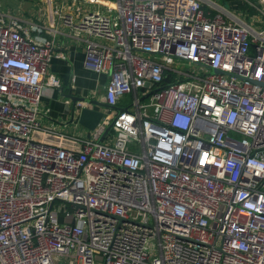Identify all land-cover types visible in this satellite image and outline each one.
I'll use <instances>...</instances> for the list:
<instances>
[{
	"label": "built area",
	"instance_id": "1",
	"mask_svg": "<svg viewBox=\"0 0 264 264\" xmlns=\"http://www.w3.org/2000/svg\"><path fill=\"white\" fill-rule=\"evenodd\" d=\"M249 5L58 0L43 36L0 9V264H264V0ZM57 20L108 74L88 137L42 121Z\"/></svg>",
	"mask_w": 264,
	"mask_h": 264
},
{
	"label": "crops",
	"instance_id": "2",
	"mask_svg": "<svg viewBox=\"0 0 264 264\" xmlns=\"http://www.w3.org/2000/svg\"><path fill=\"white\" fill-rule=\"evenodd\" d=\"M229 3L234 10H248L253 12V8L249 5L250 0H224ZM58 3V0H50L49 4L46 0H0V9H9L19 18L25 21H34L42 23L45 27L41 31L33 30L32 35H48V12L50 7ZM56 27L59 32L54 34L55 50H62L65 57L52 56L49 63V70L54 72L61 81V87H46L41 97V105L49 108L48 116L43 118V122L53 126L59 131L65 132L73 136H86L87 129L82 126L76 119L70 121V115L64 112L66 104L70 103V98L64 93L68 88L72 92L82 96H99L102 99L103 85L108 80V74L95 72L84 66V49L83 44L76 38L67 34V28L60 20L56 21ZM51 31V30H50ZM130 94H124L119 105H124ZM103 109V108H102ZM50 141L60 145L75 144L60 136L46 137Z\"/></svg>",
	"mask_w": 264,
	"mask_h": 264
},
{
	"label": "water",
	"instance_id": "3",
	"mask_svg": "<svg viewBox=\"0 0 264 264\" xmlns=\"http://www.w3.org/2000/svg\"><path fill=\"white\" fill-rule=\"evenodd\" d=\"M213 71H217L216 69H212ZM146 85L149 82H145ZM64 95L70 98V103L66 104L64 112L70 115V121L76 119L82 126L87 129L86 136H90V129H93L98 120L102 115V108L109 107L110 105L104 102L99 96H82L77 95L72 92L71 88L67 89V92ZM77 101H83L87 103L85 106H79ZM115 108L121 110L122 107L114 106ZM112 126V122L108 124L105 131L98 138V141H101L104 134L108 133Z\"/></svg>",
	"mask_w": 264,
	"mask_h": 264
},
{
	"label": "rangeland",
	"instance_id": "4",
	"mask_svg": "<svg viewBox=\"0 0 264 264\" xmlns=\"http://www.w3.org/2000/svg\"><path fill=\"white\" fill-rule=\"evenodd\" d=\"M219 1H220L221 3H223L226 7L231 8L228 2H226V1H224V0H219ZM7 8L11 9L10 6H7ZM240 9H241V8H240ZM241 10H242V9H241ZM243 11H246V10L243 9ZM143 54H144V55H147L148 53L143 52ZM179 68H180L181 70H190V69L192 68V66H191V65H188V64H186V63H184L183 65H180ZM195 68H197V67H195ZM129 98H130V97H128V100H129ZM112 133H113V132H112V130H111V134H112ZM64 259H66V258H61V261H63Z\"/></svg>",
	"mask_w": 264,
	"mask_h": 264
}]
</instances>
